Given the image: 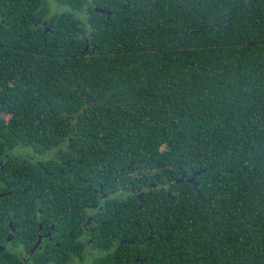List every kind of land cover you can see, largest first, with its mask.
<instances>
[{"label": "trees", "instance_id": "16d2710c", "mask_svg": "<svg viewBox=\"0 0 264 264\" xmlns=\"http://www.w3.org/2000/svg\"><path fill=\"white\" fill-rule=\"evenodd\" d=\"M55 1L37 40L0 26L5 196L152 186L103 202L135 264H264V0Z\"/></svg>", "mask_w": 264, "mask_h": 264}, {"label": "flooded vegetation", "instance_id": "af4514ba", "mask_svg": "<svg viewBox=\"0 0 264 264\" xmlns=\"http://www.w3.org/2000/svg\"><path fill=\"white\" fill-rule=\"evenodd\" d=\"M38 0H0V26L4 31L2 40L16 41L12 31H17L25 41L37 40L38 31L43 34L52 27V18L68 12V7L60 6L55 0L42 1V15L37 7ZM17 2L22 7L17 6ZM57 6L53 7L52 4ZM22 8L18 11L17 8ZM33 58V57H32ZM3 170L0 163V172ZM134 178L132 174V179ZM117 180V179H116ZM90 186V188H87ZM12 185L0 177V264H135L133 253L126 249L131 243L128 235L119 237L122 220L106 217L111 224L103 221L108 214L105 200L113 198L123 201L124 216L135 210L134 195L143 196L149 188L136 190L133 185L122 184L113 195L102 189H94L92 184L81 186L77 199L69 208L64 201L53 210L43 214L42 202L33 198L6 197L12 194ZM89 196V197H87ZM139 199V198H138ZM140 200V199H139ZM141 201V200H140ZM120 206V207H121ZM114 210L121 212L115 205ZM69 214V221L65 218ZM42 215H44L42 217ZM114 221V222H113ZM109 224V225H108ZM129 232V230H127ZM110 235V240L103 242V235Z\"/></svg>", "mask_w": 264, "mask_h": 264}, {"label": "water", "instance_id": "95a60500", "mask_svg": "<svg viewBox=\"0 0 264 264\" xmlns=\"http://www.w3.org/2000/svg\"><path fill=\"white\" fill-rule=\"evenodd\" d=\"M95 11H96L97 13H99V14L106 15V16H107V20H109L110 17H111V15H112V13H111L109 10H105V9H101V8H96ZM86 50H87V48H86ZM195 177H196V175H194V177H192V178H190V179H187V181H188V182H193V183H194V181H195V180H194ZM184 181H186L185 176H183L182 179L178 180L177 183H182V182H184Z\"/></svg>", "mask_w": 264, "mask_h": 264}, {"label": "rangeland", "instance_id": "374dc122", "mask_svg": "<svg viewBox=\"0 0 264 264\" xmlns=\"http://www.w3.org/2000/svg\"><path fill=\"white\" fill-rule=\"evenodd\" d=\"M47 1H48V0H47ZM52 6L55 7V6H57V5L53 3Z\"/></svg>", "mask_w": 264, "mask_h": 264}]
</instances>
